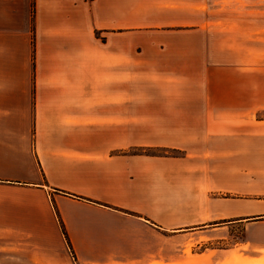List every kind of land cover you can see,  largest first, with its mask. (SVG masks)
I'll use <instances>...</instances> for the list:
<instances>
[{"label":"crops","instance_id":"crops-1","mask_svg":"<svg viewBox=\"0 0 264 264\" xmlns=\"http://www.w3.org/2000/svg\"><path fill=\"white\" fill-rule=\"evenodd\" d=\"M209 3L0 0V264H185L189 237L177 231L198 221L180 216L203 204L173 206V188L203 195L206 165L211 189L264 196L252 74L226 92L216 58L206 91L187 92L180 68L179 54L201 49L187 35ZM128 53L132 68L156 54L145 79L160 89L133 78L125 91ZM152 148L186 151L139 152ZM252 246L237 260L264 264V243Z\"/></svg>","mask_w":264,"mask_h":264},{"label":"rangeland","instance_id":"rangeland-1","mask_svg":"<svg viewBox=\"0 0 264 264\" xmlns=\"http://www.w3.org/2000/svg\"><path fill=\"white\" fill-rule=\"evenodd\" d=\"M203 12L202 30H190L187 35V44L198 45L201 49L179 54L183 58L180 68L188 76L187 92L206 91L201 82L208 79L207 68L218 58L219 80L226 92L243 90L244 70L252 74L253 89L264 96V0H211ZM97 36H100L99 32ZM133 39L131 35L125 36L124 44L131 45ZM136 55L125 54L128 56L125 58V91L131 90L133 78L139 82L141 92L160 89L161 86L150 85V81L145 79L146 71L155 70L156 54H140L150 61L132 68L131 57L135 59ZM162 66L174 67L168 63ZM197 82L201 84H195ZM257 118H264V110L258 111ZM185 151L163 148L139 150L140 153L160 157H182ZM209 168L204 165L205 180L199 183L204 190L203 195L190 194L189 187H182V190L173 188V206L186 208L197 202L203 204V209L189 210L180 216H187V222L198 221V224L193 223L177 231L189 237L185 264H241L243 261L237 259L248 260L243 256L244 249H250L252 245L262 247L264 243V196H242L236 191L232 193V190L211 189L210 181L206 179ZM180 182L173 181V184ZM219 184L222 186V181ZM178 193L185 198L175 201ZM249 210H262L263 213L251 214ZM231 252L236 256L230 255Z\"/></svg>","mask_w":264,"mask_h":264}]
</instances>
